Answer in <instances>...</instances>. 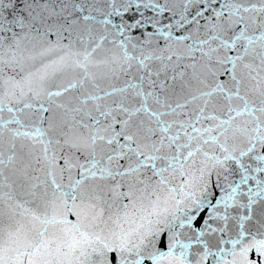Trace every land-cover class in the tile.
<instances>
[{
    "label": "snow or ice",
    "instance_id": "1",
    "mask_svg": "<svg viewBox=\"0 0 264 264\" xmlns=\"http://www.w3.org/2000/svg\"><path fill=\"white\" fill-rule=\"evenodd\" d=\"M0 264H264V0H0Z\"/></svg>",
    "mask_w": 264,
    "mask_h": 264
},
{
    "label": "water",
    "instance_id": "2",
    "mask_svg": "<svg viewBox=\"0 0 264 264\" xmlns=\"http://www.w3.org/2000/svg\"><path fill=\"white\" fill-rule=\"evenodd\" d=\"M201 22L203 23V21H201ZM225 238H227V237H225ZM245 242H247V237H246V241ZM225 247L228 248V249H231V244L225 245ZM228 258L231 259V257H228ZM250 258H256L254 250H253L252 253H250Z\"/></svg>",
    "mask_w": 264,
    "mask_h": 264
}]
</instances>
